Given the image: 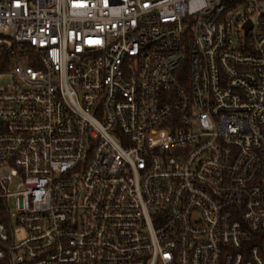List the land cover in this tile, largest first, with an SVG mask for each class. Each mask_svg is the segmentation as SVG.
<instances>
[{
  "label": "built area",
  "instance_id": "obj_1",
  "mask_svg": "<svg viewBox=\"0 0 264 264\" xmlns=\"http://www.w3.org/2000/svg\"><path fill=\"white\" fill-rule=\"evenodd\" d=\"M6 74L0 264H264V0H0Z\"/></svg>",
  "mask_w": 264,
  "mask_h": 264
},
{
  "label": "rangeland",
  "instance_id": "obj_2",
  "mask_svg": "<svg viewBox=\"0 0 264 264\" xmlns=\"http://www.w3.org/2000/svg\"><path fill=\"white\" fill-rule=\"evenodd\" d=\"M9 82H10V79L7 74L0 79L1 84H7ZM22 181H23L22 177L19 176L17 179L16 185L11 186V188L18 187L20 184H22ZM14 201H15L14 196H9L8 198H6L5 204L7 206L8 212H12L15 210ZM13 228H15V230L17 231L18 238H21L24 236V231L19 225H15Z\"/></svg>",
  "mask_w": 264,
  "mask_h": 264
},
{
  "label": "trees",
  "instance_id": "obj_3",
  "mask_svg": "<svg viewBox=\"0 0 264 264\" xmlns=\"http://www.w3.org/2000/svg\"><path fill=\"white\" fill-rule=\"evenodd\" d=\"M7 219V206L5 205V202L0 200V220Z\"/></svg>",
  "mask_w": 264,
  "mask_h": 264
}]
</instances>
